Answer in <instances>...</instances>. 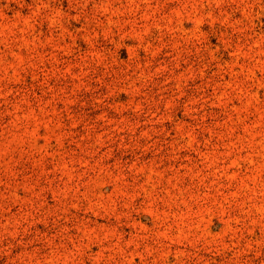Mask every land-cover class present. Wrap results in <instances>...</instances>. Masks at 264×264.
<instances>
[{
  "label": "rangeland",
  "instance_id": "374dc122",
  "mask_svg": "<svg viewBox=\"0 0 264 264\" xmlns=\"http://www.w3.org/2000/svg\"><path fill=\"white\" fill-rule=\"evenodd\" d=\"M0 264H264V0H0Z\"/></svg>",
  "mask_w": 264,
  "mask_h": 264
}]
</instances>
